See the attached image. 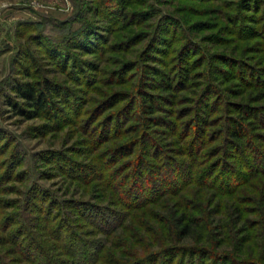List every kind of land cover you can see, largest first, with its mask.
<instances>
[{"label":"rangeland","instance_id":"374dc122","mask_svg":"<svg viewBox=\"0 0 264 264\" xmlns=\"http://www.w3.org/2000/svg\"><path fill=\"white\" fill-rule=\"evenodd\" d=\"M173 211L203 227L175 257L153 246ZM57 234L143 264H264V0H0V262Z\"/></svg>","mask_w":264,"mask_h":264},{"label":"trees","instance_id":"16d2710c","mask_svg":"<svg viewBox=\"0 0 264 264\" xmlns=\"http://www.w3.org/2000/svg\"><path fill=\"white\" fill-rule=\"evenodd\" d=\"M17 92L20 94V96L29 101V104L34 106L35 108H44L46 106L44 94L38 89V87L32 85V84H25L21 86L17 90ZM243 127L242 124L238 122H234V124L230 125L227 131V137H229V142L234 146V148L244 145V138L246 137V134L243 133ZM177 167V166H176ZM181 174L183 176L182 169L178 168V170L174 171H168V175L165 177L167 179L172 178L174 176L173 174ZM170 173V174H169ZM173 173V174H171ZM186 175L187 171H186ZM173 181V178L171 179ZM149 189L157 192L158 191V184L156 181L151 180L148 182ZM141 185H138L137 188L140 190ZM142 190V187H141ZM161 222V231L159 230V234H156L154 232L156 245L152 244L155 247H161L160 243L167 242L170 244L169 248V254H171L172 257L177 256L180 252H186V248L182 246L186 240H195L196 238H202L201 232H203V227L201 225V222L197 219L187 217L184 213H176L175 211L169 212L167 214V217L165 218H159ZM103 223L106 224L107 221L104 220L103 217ZM118 227H116L117 229ZM122 229V227L120 228ZM196 230L199 231L200 235L196 236L194 233ZM205 230V229H204ZM207 231V230H205ZM104 232V231H103ZM111 232V231H110ZM110 232H106L107 234ZM150 232H152L150 230ZM119 233V232H118ZM101 234V232L97 233V236ZM159 235V236H158ZM57 236V237H56ZM55 236V240L57 243L55 245H38L37 243L31 241L29 239V246L26 250H23V247L20 246V244L15 243V246L19 248V254L23 257V260L17 264H143V261L136 258V251L132 250L129 247L130 253H124L123 256L121 253V257H115L114 253L106 249V244H102V242H83L81 245V248H76L74 246V242H76L73 239L70 240V245L67 247H63L61 245V235L57 234ZM158 237V239H156ZM133 239L137 238L140 243H143L144 240L142 237H136L133 235ZM198 240V239H196ZM195 240V241H196ZM16 242V241H15ZM160 242V243H159ZM159 243V244H158ZM124 246L125 244H121ZM128 248V245H125ZM31 247L32 249H29ZM90 250H98L97 254L94 252L91 253ZM24 251V252H23ZM157 258V257H153ZM0 264H2L0 262Z\"/></svg>","mask_w":264,"mask_h":264}]
</instances>
